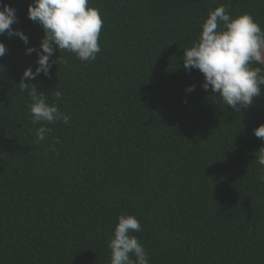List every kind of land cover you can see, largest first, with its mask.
<instances>
[{"label": "trees", "instance_id": "16d2710c", "mask_svg": "<svg viewBox=\"0 0 264 264\" xmlns=\"http://www.w3.org/2000/svg\"><path fill=\"white\" fill-rule=\"evenodd\" d=\"M89 2L103 19L96 59L56 50L51 76L26 81L70 117L45 124L53 131L36 143L19 83L37 66L26 48L44 32L28 18L32 0H4L29 43L0 36V264H110L122 214L138 218L133 235L149 264H264V168L255 158L264 141L254 135L264 86L234 112L182 59L220 5L264 29V0Z\"/></svg>", "mask_w": 264, "mask_h": 264}, {"label": "clouds", "instance_id": "9594fccd", "mask_svg": "<svg viewBox=\"0 0 264 264\" xmlns=\"http://www.w3.org/2000/svg\"><path fill=\"white\" fill-rule=\"evenodd\" d=\"M28 18L42 26L44 35L39 47L26 48L27 55L37 53V66L35 71L32 66L24 70L19 86L30 98L28 108L32 124L39 125L35 129V142L40 143L53 131L45 124L62 122L67 125L70 117L55 103L49 104L45 93L38 91L35 84L26 81L35 80L41 74L51 76L53 64L61 62L60 57L52 59L56 50L74 53L82 62L94 61L101 51L99 37L103 19L100 10L90 5L89 0H32ZM18 19L16 9L0 0V36L5 33L9 37L17 36L28 45L29 36L22 29L12 27ZM183 49L184 68L189 72L199 70L204 77L203 89L218 94L234 112L249 108L254 99L262 95L264 29L251 13L233 15L224 5L210 10L201 24L198 38ZM6 52V44L0 40V58ZM195 87V84L189 85L185 91L191 93ZM55 97L60 98L61 93L56 91ZM254 135L264 141V123L254 129ZM255 158L264 168V144L256 151ZM141 230L136 216L122 214L118 217L108 243L110 264H149L145 247L133 235Z\"/></svg>", "mask_w": 264, "mask_h": 264}]
</instances>
